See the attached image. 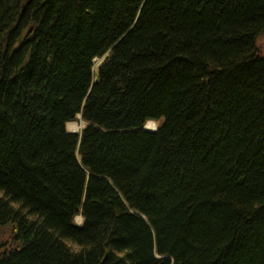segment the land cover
<instances>
[{
    "label": "trees",
    "instance_id": "trees-1",
    "mask_svg": "<svg viewBox=\"0 0 264 264\" xmlns=\"http://www.w3.org/2000/svg\"><path fill=\"white\" fill-rule=\"evenodd\" d=\"M262 33L264 0H0V264H264Z\"/></svg>",
    "mask_w": 264,
    "mask_h": 264
},
{
    "label": "rangeland",
    "instance_id": "rangeland-1",
    "mask_svg": "<svg viewBox=\"0 0 264 264\" xmlns=\"http://www.w3.org/2000/svg\"><path fill=\"white\" fill-rule=\"evenodd\" d=\"M257 48L260 50L261 53H264V33H262L257 40ZM103 61V58H96L94 60V78H96L97 75V71H98V65ZM79 119H77V121H72L70 122L68 125V128L71 130H74V125L73 123L78 124L77 131H81L84 126H85V122L81 119L80 114L78 115ZM150 125V129H154L156 130L158 127V122L156 120H150L149 122ZM147 128V127H146ZM76 131V132H77ZM75 222L78 223L79 225H81L83 223V218L81 216V220L77 219V217L75 218ZM13 234V225L8 223L6 225H0V241H7V242H11L12 240V235Z\"/></svg>",
    "mask_w": 264,
    "mask_h": 264
},
{
    "label": "bare ground",
    "instance_id": "bare-ground-1",
    "mask_svg": "<svg viewBox=\"0 0 264 264\" xmlns=\"http://www.w3.org/2000/svg\"><path fill=\"white\" fill-rule=\"evenodd\" d=\"M150 120H152V119L147 120V122L145 123L147 129L150 128V125H151V124H149ZM153 120H154V119H153ZM70 122H72V121H70ZM70 122H68V124H69ZM68 124H67V126H70V125H71V124H70V125H68ZM73 125H74V130L77 131V130H78V128H77L78 124L73 123ZM147 131H148V130H147ZM77 219H80V220H81V216H80V215L77 216Z\"/></svg>",
    "mask_w": 264,
    "mask_h": 264
},
{
    "label": "water",
    "instance_id": "water-1",
    "mask_svg": "<svg viewBox=\"0 0 264 264\" xmlns=\"http://www.w3.org/2000/svg\"><path fill=\"white\" fill-rule=\"evenodd\" d=\"M108 57H109V56H108ZM108 57H107V58H108ZM67 128H68V126H67ZM145 128H146V125H145ZM146 129H147V128H146ZM148 129H150V128H148ZM148 129H147V130H148ZM69 130H71V129H69ZM150 130H154V129H150ZM71 131H72V132H76V131H74V130H71ZM76 133H77V132H76ZM77 224H78V223H77Z\"/></svg>",
    "mask_w": 264,
    "mask_h": 264
}]
</instances>
